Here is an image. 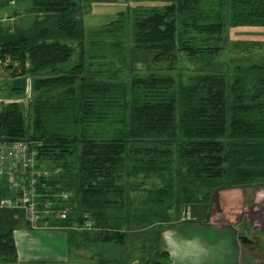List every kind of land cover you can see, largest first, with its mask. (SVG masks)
Listing matches in <instances>:
<instances>
[{"label": "trees", "instance_id": "16d2710c", "mask_svg": "<svg viewBox=\"0 0 264 264\" xmlns=\"http://www.w3.org/2000/svg\"><path fill=\"white\" fill-rule=\"evenodd\" d=\"M26 2L25 11L34 14L31 26L0 30V57L16 63L3 67L13 76L5 89L8 98L22 97L27 79L33 95L27 113L20 101L0 105V139L39 144L37 162L51 171L39 194L69 193L65 202L72 213L63 222L78 225L69 233L74 243L94 226L93 240L122 244L129 230L144 233L155 222L172 221V208L190 206L195 215V205L216 189L264 188V64L204 70V61L224 49L230 26L264 25V0H228L226 6L222 0H164L137 8L131 26H123L130 28L133 52L154 67L147 64L145 74L129 80L118 70L107 77L100 73L110 50L121 61L127 57L122 51L128 33L121 24L96 30L95 35L122 34L88 40L90 48L107 45L92 53L83 43L86 29L77 0ZM7 6L10 14H20L11 0H0V9ZM182 55L203 62L188 85L171 75L180 70ZM139 173L158 175L166 184H153L150 211L134 220L125 200L135 187L128 178ZM173 173L178 182L187 178L206 189L196 187L193 194L178 185L175 199ZM89 218L93 224L87 227ZM24 221L14 211L0 212V263L17 261L13 230ZM162 230L156 231L158 243ZM154 257L143 255L137 264L170 263L163 248L157 247Z\"/></svg>", "mask_w": 264, "mask_h": 264}, {"label": "rangeland", "instance_id": "374dc122", "mask_svg": "<svg viewBox=\"0 0 264 264\" xmlns=\"http://www.w3.org/2000/svg\"><path fill=\"white\" fill-rule=\"evenodd\" d=\"M2 1V0H1ZM27 0L22 1L20 3L16 2H11L12 6H15L18 8L19 13L21 15H23L22 18L25 17V22H18L17 19H15L14 21H10L8 19V16L6 17V15H10L11 7L7 6L6 8H3L0 10V16H2L1 20H0V30L2 29H6V31H8V33H14L15 32V25H12L13 22L21 25V27H25L24 29H26L27 26H31V20L34 17V14L25 11L26 9V5H27ZM164 0H77V2H79V13L83 14V23H84V27L86 29V32L84 34L83 37V43L84 46L86 45V49L89 48L90 52H94V50H96L97 48V53L99 52L98 50H103V48L107 49V45L104 43V41L102 42H98V46L97 44H95L94 46H92L90 48V45H88V40H93L96 41V39H109L112 40L113 37H120L121 36V32L116 34H101L98 35L99 33L96 34V30L101 29L103 27H105V25L109 24L111 25V23L113 21H117L119 24H121L123 26V23L125 22L126 25L129 27L131 26V21H132V17H134L135 13H136V9L137 8H141L142 7H153L156 5H161V3ZM228 0H222V3L225 6L227 4ZM4 11L6 13H4ZM125 14V18L124 15ZM5 17L8 19H5ZM19 20H21L19 17H17ZM127 21V22H126ZM30 24V25H29ZM34 25V24H33ZM125 25V24H124ZM125 25V27L123 26L122 32L125 35L126 33H128L126 40H125V45L123 48V53L127 54V57L124 61H121L122 59L115 57V52H113L112 50L109 51V57L108 60L105 61V65L104 68H102V72H100L104 77H107L108 75L111 74L112 71L114 70H118L119 71V76L121 79L124 80H129L131 77H133L134 75H138L141 76L142 74H145L147 72V66L149 67H154V65L152 63H149L148 61L146 62H142L141 61V52L137 53V51L133 52V50L131 49L132 45V41L130 39V28H128ZM28 28V27H27ZM30 28V27H29ZM18 31V30H17ZM224 37L229 39L227 41H225V47L224 49L218 53V55H215L214 60H212L211 58H208V60H205V64L207 65L206 69L204 68V70H213V71H218V70H226L228 67H232L235 65H248L251 63H261L264 64V25H244V26H239V27H229L227 29V31L224 33ZM105 45H104V44ZM100 44V45H99ZM101 46V47H100ZM103 47V48H102ZM107 53V51H105ZM87 60H90V58ZM212 60V62H210V60ZM96 61H94V65H97V59H94ZM8 63H10V65H13L15 62H12L9 60ZM203 63V62H202ZM201 61L199 62H193L187 59L186 56L182 55L181 57V61L179 62V66H180V70L179 71H172L171 75H173L174 78L176 79H180L181 82H183L184 85H188L190 84L193 80L192 77H194L195 75L199 74V69H201V65H202ZM16 64V63H15ZM147 64H151V65H147ZM217 64V65H216ZM147 65V66H146ZM161 65V64H160ZM220 65V66H219ZM114 68V69H113ZM94 69H100L99 67L96 66V68L94 67ZM112 69V70H109ZM199 70V71H198ZM163 72V71H162ZM13 78V76L11 75V72L5 70V68L0 67V105L2 103H9V100H11L10 98H8L9 95H11L10 92H6V86L8 84V81H10ZM30 85H27V88H24V91H26V95L23 93L22 97H20V102L24 104L25 106V110L27 111L28 108V100L29 97L33 95V92L30 90ZM5 91V92H4ZM18 101V100H17ZM173 167L175 168V172L178 174V170L180 167H177L176 163H173ZM183 170V169H182ZM179 175V174H178ZM169 177V175L165 176V179H167ZM173 180L172 182L174 183V188H173V197L175 198L176 196L180 195V191L178 190V185H183V187H187V191L189 193V190H193V194L196 193L198 190H196V187H202L196 184H192L190 183L187 179H183V182H178L177 181V176L175 173L172 174ZM129 183L131 184V186H135L133 190L129 191V195L131 196L130 199H126V206L129 209V212L132 213L131 215L134 216V220H136L137 216L139 215V217H141V213L144 212V214L147 215V211H150L149 208H151L148 204H149V199H148V190L151 189L153 187V184L156 185V187H163L166 184V181H164L160 176L152 174L147 178H144L142 176L141 173H139L138 175H134V176H130L128 178ZM172 183V184H173ZM201 189H206L204 186ZM257 190L260 189H253V188H249L246 189L245 187H232V188H223V189H216L214 190L210 197L207 196V198H203L201 205H195V208H199L198 209V214L199 216H201V210L205 207H210L211 205V209L215 211L216 210V202L217 200L221 199L220 197L223 195V193H231V195H235L232 194L234 192H241L242 195H244V193L248 196V192H252L256 193ZM204 192V191H203ZM252 193V194H253ZM175 195V196H174ZM202 197V194H198ZM205 195V194H203ZM259 195H263L262 193H259ZM199 196V197H200ZM185 196L183 195V199ZM198 197V198H199ZM200 197V199H201ZM263 197V196H262ZM191 198V197H189ZM177 199V198H175ZM174 199V200H175ZM196 200L197 198L193 197L190 199V201L192 200ZM206 199H208L209 201V206L208 204L205 206L203 204V202H206ZM173 200V201H174ZM189 200V199H188ZM214 200V202H213ZM243 198L240 197L239 201V206L242 202ZM238 201L237 196L236 197H232L231 199V203H233L234 205H236ZM197 202V201H196ZM211 202V204H210ZM213 202V204H212ZM216 203V204H215ZM264 204V203H263ZM203 207V208H202ZM133 212H132V211ZM185 210H186V214H185ZM191 207L187 206L184 207L182 206L181 209L179 211H176L175 208H172L171 210H168V212L172 215L173 220L172 221H167V222H155L154 225H150L146 228V230L144 231V233L140 231H128L127 232V236H126V241L122 244H117V243H109V242H100L97 239H94V233L95 230L97 229L96 227L92 226V228L89 229H85L87 231H89L88 237L85 236H76L75 238V245H76V250H75V254L71 255L69 253V256H75L76 258L81 257L82 258V262H85L86 259H92L93 262L95 260V258H97L96 262H94L95 264H137L138 263V259H142L141 257H143V255L145 257H151L150 261H153L152 258H155V252L158 248H162L161 246L159 247V243L156 241L157 238V230H162L165 231L167 230L169 227L173 226L174 223L177 222V220L179 219H187L188 214H190ZM4 211H11V210H4ZM214 215H211V219L213 218ZM199 219H201L200 217H198ZM133 219V218H132ZM242 219H247L246 214L243 215ZM51 220V219H50ZM156 220V218L154 219ZM90 223L93 224V220L89 218ZM174 222V223H173ZM137 224V222L133 221L130 224ZM135 224V225H136ZM130 225L127 226V228ZM245 226V225H244ZM20 227V226H19ZM16 227L14 230H16L18 232V240L22 241L25 239L32 238L31 236H29V231L27 232V230L25 231H21L22 229ZM246 228V226H245ZM65 229V228H64ZM215 229V228H213ZM13 230V231H14ZM37 231H41L40 234L41 236H46L49 235V237L51 235L54 234H62L63 232L65 233V237L67 238V235L70 233L71 235H73V233L71 231H74V227L73 228H69L68 230H63L60 229L57 226L51 227V224L49 223L48 225L45 226V228H41V229H36ZM161 232V233H162ZM258 235H262V233L257 232ZM14 238V236H13ZM230 238L231 236L226 233L221 234L220 236L217 237L218 241H219V247H218V251L220 252H224V250H229V243H230ZM212 240H214V237H211ZM16 240V238H14V241ZM26 241V240H25ZM32 241V240H31ZM237 243L239 245V248L241 250V259L242 261H244V256L246 254L247 249H249L247 246H244L240 243V240L237 236ZM17 242V241H16ZM23 242V241H22ZM29 242V241H26ZM258 245V257L257 259H261L259 260L258 264H264V238H263V242ZM72 250V249H71ZM68 251V249H67ZM70 252V251H69ZM72 253V251H71ZM73 254V253H72ZM92 255V257H91ZM209 256L212 258L214 257V251L213 248L210 249L209 251ZM256 258V257H255ZM18 259V258H17ZM75 259V258H73ZM246 259V258H245ZM256 260V259H255ZM15 262H5V263H16ZM249 262V261H248ZM86 263V262H85ZM141 263V262H140ZM145 264H151V262L146 263L143 262ZM243 263V262H242ZM256 261H253L252 264H257Z\"/></svg>", "mask_w": 264, "mask_h": 264}, {"label": "crops", "instance_id": "0c3cea01", "mask_svg": "<svg viewBox=\"0 0 264 264\" xmlns=\"http://www.w3.org/2000/svg\"><path fill=\"white\" fill-rule=\"evenodd\" d=\"M4 13L6 12L4 11ZM7 16L10 21L17 19L20 23L17 17L21 19L22 15L7 14L6 17ZM0 17L2 18V16ZM15 24L16 23L13 22L12 25ZM27 85L28 81H26L25 88H27ZM24 94L26 95V91H24ZM13 100L20 101V99L12 98L9 102ZM252 193H248V196L245 193L242 195L241 192L232 193L235 195H231V193L228 192L223 193L220 197L221 199L217 200V204L215 203V211H212L214 207L211 209V205L206 208L202 207L201 216L197 215L198 213L195 215L188 214L187 219H178L176 223L173 222V226L161 233L159 242V247L161 246L169 254V264H247L246 254L244 256V261L241 259V250L237 243L236 229L241 232L242 229L246 230L250 226L254 233H262L263 236L258 235L261 239V243L264 238V188L257 190L256 193ZM259 193L263 195H259ZM236 196L238 201L236 205H234L231 203V199ZM240 197L243 198V200L239 206L238 202H240ZM11 211H14V215L16 216H22L21 210ZM244 214L247 216L246 220L242 219ZM211 215H214L212 219ZM50 223L63 230L71 228L70 224L58 221L57 219L50 220ZM19 228L22 229L21 231H29V236L32 238H29V240L25 239L29 242L25 240H22V242L18 240L17 234L15 240L18 258L17 262H2L0 264H95L94 262L97 260V258H95L93 262L92 259H86L85 263L82 262L83 260L81 257H70L69 253L74 255L76 250V245L73 238L71 240L70 234L67 235V238L64 232L62 234L57 233L51 235L50 237L49 235H47V237L41 236L40 234H43L41 231L31 229L25 221L20 224ZM223 233L229 234L231 238L229 250H224L222 253L218 251L219 241L217 237ZM211 237H214V240H212ZM211 248H213L214 251V257L212 258L209 256Z\"/></svg>", "mask_w": 264, "mask_h": 264}, {"label": "built area", "instance_id": "2783aa9c", "mask_svg": "<svg viewBox=\"0 0 264 264\" xmlns=\"http://www.w3.org/2000/svg\"><path fill=\"white\" fill-rule=\"evenodd\" d=\"M8 61V58L0 57V67ZM38 145L29 139H0V212L21 210L25 222L33 230L45 228L50 219L62 221L72 213L65 202L70 197L67 191L39 194L38 187L46 188L44 179L51 171L38 164ZM75 224L71 228L78 226ZM86 225L90 227L92 223L86 222ZM17 234L14 230V238Z\"/></svg>", "mask_w": 264, "mask_h": 264}, {"label": "flooded vegetation", "instance_id": "af4514ba", "mask_svg": "<svg viewBox=\"0 0 264 264\" xmlns=\"http://www.w3.org/2000/svg\"><path fill=\"white\" fill-rule=\"evenodd\" d=\"M252 192H248V193H252ZM236 231H237L236 233H237V236L240 240V243L249 248L246 251V256H245V257H247L246 263L252 264L253 261H256V263L257 262L259 263V260H261V259H257L258 255H259L258 254L259 250L257 248L258 247L257 244L261 243V239H260V237H258V234L254 233L250 226L246 230L242 229L241 232L238 229H236ZM262 260H264V259H262Z\"/></svg>", "mask_w": 264, "mask_h": 264}]
</instances>
